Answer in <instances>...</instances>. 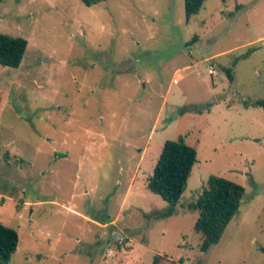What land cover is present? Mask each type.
<instances>
[{"label":"rangeland","instance_id":"374dc122","mask_svg":"<svg viewBox=\"0 0 264 264\" xmlns=\"http://www.w3.org/2000/svg\"><path fill=\"white\" fill-rule=\"evenodd\" d=\"M0 34L27 41L0 66L8 264H264V0H205L188 21L183 0H0ZM179 137L196 163L165 217L146 183ZM211 175L244 194L202 253L188 205Z\"/></svg>","mask_w":264,"mask_h":264},{"label":"trees","instance_id":"16d2710c","mask_svg":"<svg viewBox=\"0 0 264 264\" xmlns=\"http://www.w3.org/2000/svg\"><path fill=\"white\" fill-rule=\"evenodd\" d=\"M85 6H91L107 0H79ZM205 0H183L186 21L197 15ZM27 49L24 38L0 34V66L17 69ZM264 111V100L253 104ZM182 111H187L182 109ZM183 113V112H182ZM196 163V150L188 145L183 137L166 141L163 144L158 160L148 177L146 188L168 204L162 214L171 216L177 206ZM243 188L222 177L211 175L206 187L197 200L188 205V209L198 212L193 231L201 236L199 251L206 253L220 241L227 225L236 215ZM18 235L12 228L0 223V264H8L16 251ZM151 264H163V258L155 255Z\"/></svg>","mask_w":264,"mask_h":264},{"label":"crops","instance_id":"0c3cea01","mask_svg":"<svg viewBox=\"0 0 264 264\" xmlns=\"http://www.w3.org/2000/svg\"><path fill=\"white\" fill-rule=\"evenodd\" d=\"M135 175L137 176V174L132 175V177L130 179V181H131L130 185L135 181V179H136V176Z\"/></svg>","mask_w":264,"mask_h":264}]
</instances>
